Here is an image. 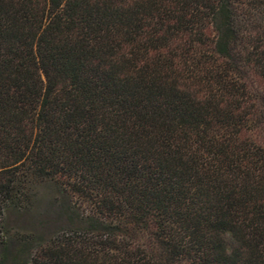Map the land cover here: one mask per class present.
<instances>
[{
    "label": "trees",
    "instance_id": "1",
    "mask_svg": "<svg viewBox=\"0 0 264 264\" xmlns=\"http://www.w3.org/2000/svg\"><path fill=\"white\" fill-rule=\"evenodd\" d=\"M45 181L24 264H264V0H0V264Z\"/></svg>",
    "mask_w": 264,
    "mask_h": 264
},
{
    "label": "rangeland",
    "instance_id": "2",
    "mask_svg": "<svg viewBox=\"0 0 264 264\" xmlns=\"http://www.w3.org/2000/svg\"><path fill=\"white\" fill-rule=\"evenodd\" d=\"M30 200L27 203L11 205L5 211L4 226L11 241L5 264H24L36 242L44 241L67 226L78 225L77 212L69 207L66 192L52 182H40L30 186ZM68 208V209H67ZM28 236V242L18 237Z\"/></svg>",
    "mask_w": 264,
    "mask_h": 264
}]
</instances>
